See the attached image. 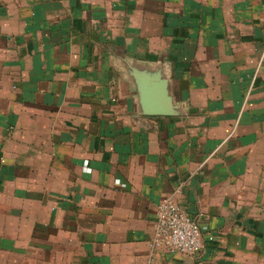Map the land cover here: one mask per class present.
I'll list each match as a JSON object with an SVG mask.
<instances>
[{
	"label": "crops",
	"instance_id": "crops-1",
	"mask_svg": "<svg viewBox=\"0 0 264 264\" xmlns=\"http://www.w3.org/2000/svg\"><path fill=\"white\" fill-rule=\"evenodd\" d=\"M167 198L198 254L153 247ZM0 264H264V0H0Z\"/></svg>",
	"mask_w": 264,
	"mask_h": 264
},
{
	"label": "built area",
	"instance_id": "built-area-1",
	"mask_svg": "<svg viewBox=\"0 0 264 264\" xmlns=\"http://www.w3.org/2000/svg\"><path fill=\"white\" fill-rule=\"evenodd\" d=\"M206 239L213 241L214 235L208 234ZM152 245L172 253L190 256L198 254L204 246V234L199 219L189 214L173 199H164L158 205Z\"/></svg>",
	"mask_w": 264,
	"mask_h": 264
},
{
	"label": "water",
	"instance_id": "water-1",
	"mask_svg": "<svg viewBox=\"0 0 264 264\" xmlns=\"http://www.w3.org/2000/svg\"><path fill=\"white\" fill-rule=\"evenodd\" d=\"M137 68V67H135ZM135 69L134 78L138 87L141 109L146 114L172 115L177 113V102L170 93L169 79L158 69L155 74L145 69Z\"/></svg>",
	"mask_w": 264,
	"mask_h": 264
}]
</instances>
